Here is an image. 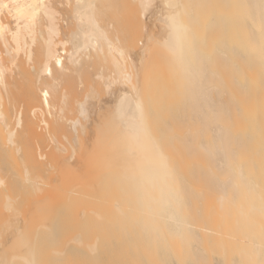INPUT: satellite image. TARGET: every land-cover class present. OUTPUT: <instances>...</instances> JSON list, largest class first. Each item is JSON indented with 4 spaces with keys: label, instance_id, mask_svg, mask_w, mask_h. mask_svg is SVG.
Masks as SVG:
<instances>
[{
    "label": "bare ground",
    "instance_id": "obj_1",
    "mask_svg": "<svg viewBox=\"0 0 264 264\" xmlns=\"http://www.w3.org/2000/svg\"><path fill=\"white\" fill-rule=\"evenodd\" d=\"M84 58L102 79L99 86L116 90L108 93V105L97 104L109 115L96 113L106 123L91 121L98 126L93 125L97 135L89 145L94 139L101 143L94 187L118 196L110 199L108 214L94 207L83 209L81 217L98 225L110 218L124 231L133 212L143 234L162 251L174 242L181 249L162 252L165 261L188 263L207 255V249H199L202 238L191 208L194 200L205 199L211 215L203 217L216 219L210 235L239 241L230 251L231 244L218 238L219 250L212 253L221 264H264V144L253 155H242L246 141L227 131L239 117L263 132L264 97L258 87L264 78V0H0V217L10 221L0 234V264H62L75 257L96 264L105 258L99 235L87 240L75 234L60 244L57 222L50 223L47 199L39 193L46 188L42 169L50 163L68 166L76 152L71 141L76 144L85 130L88 99L99 86L89 83L93 88L87 86L82 96L83 87L76 90L74 80L67 79L86 67H81ZM250 58H256L254 64ZM153 60L175 81L168 93L172 100L164 106L157 100L160 91L153 93L158 85ZM251 70L258 74L253 85ZM65 80V88L76 86L69 94L76 98L79 91L81 99H70L77 102L76 109L70 106L78 115L71 119L64 110ZM245 104H253L257 113L245 117ZM156 106L186 112L177 117L192 124L155 128ZM60 135L70 137L69 157ZM184 150L190 153L182 155ZM73 184L70 193L77 190Z\"/></svg>",
    "mask_w": 264,
    "mask_h": 264
},
{
    "label": "rangeland",
    "instance_id": "obj_2",
    "mask_svg": "<svg viewBox=\"0 0 264 264\" xmlns=\"http://www.w3.org/2000/svg\"><path fill=\"white\" fill-rule=\"evenodd\" d=\"M248 35H252L251 32H249ZM241 58H243V57H241ZM87 61H88L87 58H84L83 61H82L83 65H81V67L84 66V65L86 66L88 64ZM249 61H250L249 62L250 64H254V62L256 61V58H250ZM84 63H86V64H84ZM151 64H154L153 66L156 69V73H157L156 81H157V84H158L156 86V88L153 89V91H154L153 93H158V91H160L159 92L160 95L158 97L159 99L157 98V100L159 101L161 106L162 105L164 106V105H166L168 102H170L172 100V98L168 95V93H170V92L172 93V91H170V90H173L172 86L173 85L175 86V81L172 78V76L167 72V70H165L166 69L165 66L163 67V65L158 64V62L156 60L153 63H151ZM217 66H219V67H216L218 73H221V72H223L225 70V69L222 68V66H224V65L219 63V64H217ZM94 70H96V69H94V66L92 67V65H89L88 67L86 66L85 68H82L78 72V74H72V75H70V77L68 76L67 79L69 81L70 80H74L73 82L71 81L72 84H74V82L77 84V85L74 84V85L77 86V88H75L76 86H74V85H73L74 86L73 87L72 84H71L72 87H70V85H69V87L70 88H75L76 90L79 87L80 88L83 87V90H85V91H82L81 94H78L79 91H77L78 95H82L83 93L85 94V93L89 92L87 86H91L93 88L94 85H98L99 86V84H102V79L97 80V75L95 74L96 71H94ZM163 71H165V72H163ZM103 73H106L107 75H112L113 74V72L108 70V69H104ZM257 75L258 74L256 72H254L253 70L248 72V76L250 77L249 78V83H251V85L256 83L254 81L257 79ZM150 79H151V82L155 81L154 77H152V76H151ZM152 80H154V81H152ZM69 81L67 82V80H65L66 83L64 81H62V83H65V86H62L63 87L62 91L66 94V97H65V103L66 104H65L64 110L67 111V113L65 112V115L67 114L66 115L67 119L75 118L73 116H74V113L76 111L74 112L73 110L76 109V105L73 106V104H77V102L76 103H72V101L75 102V101H78V99H79L78 96H76L77 94H75V92H76L75 89H74L75 91L73 90L74 91L73 94L75 95L76 98H74L73 95L72 96H73L74 100L75 99H77V100L74 101L72 99L71 94H69L70 90H72V89H70L69 87L65 88L68 85L67 83H69ZM99 81L101 83H99ZM170 81H172L171 84H170ZM262 81L263 82L260 84L258 89H261V91H263V92H261V97L262 96L264 97V78H262ZM96 82H98V83L95 84ZM168 82H169V86H167ZM89 83H92L93 86L89 85ZM84 86H86V89L88 90L87 92H86V89L84 88ZM115 87L118 89L117 85H115ZM115 87H114V89H116ZM97 88L95 87L94 89H97ZM104 88H105L104 85H103V87H102V85L99 86L98 90L96 91L98 93L94 92L93 96L91 95L93 97V100H92V97H89V99H88L89 111L90 112L92 111V113L89 115L90 112L88 111L89 112L88 113V120L86 119L87 122L84 124V126L86 125L85 126V130L84 131H80L78 133V137H79L78 142L76 144H74V142L71 141V146L76 150V152L73 154V156L69 160L66 161V162L69 163V165L66 166V167H62L61 166V167L53 168L54 164L51 165V163H50L52 168L49 169V166H50L49 165V166H46V169H42L43 173H45V179H44V174L42 175V178L44 179L43 181L46 182V186H45L46 188L43 187L44 189H42L41 190L42 192H39V193H41L43 195V197H45L47 199L46 200V206L48 208L46 207V209L48 211V217L49 216L51 217V218L49 217L48 219H50V223L53 224V225H54V222H55V224L57 222V225L56 226L54 225L56 227L55 234H56V237L58 238V240L60 241V244L65 242L68 237L69 238L71 236L73 237L75 234L76 235L80 234V235L84 236L85 238L87 237V240H88V238L92 239V237H94V235L95 236L99 235L100 236V244L102 246V251L104 252L103 256H105V258L102 260V263L100 262V263H96V264H116V262H117V264H169L167 261H165L167 256L165 255L166 257H164L162 252H164V251H169V252L173 251V253L176 254V253L181 252V249L178 248L177 244H175V242H174V244L176 246L174 244H172L169 247H167L166 249H164V251H162L160 249V247L158 246V245H160L159 242L152 241L151 239L147 238L143 234V225H141V223L136 222V221L133 220L132 217H134V218L137 217V215L135 213L133 214V212L132 213L128 212V215H127V220H128L127 226L128 227H125L124 231L122 230V227H121L120 223L116 222L113 219L109 220L110 218L107 219L108 215H106L107 217H105V219H107V220L104 221V224H99V225L97 223L91 221L92 218L90 219L89 216L81 217V211L83 209H84L83 211L86 212V209L88 211V209H91V208H94V207H95V209L96 208L100 209L103 212L106 211L105 214H108L109 206H111L110 199L112 197H114V196H118L117 193H115V192L114 193L105 192V190H102L103 189L102 186H100L101 190H99L98 188L94 187L95 179H94V173L93 172H94V169L96 168V166H95L96 165V156H97L99 145L101 143L99 144L98 141L96 139H94V143H92V145L91 144L89 145V142H90L89 140H91L92 135H95V136L97 135L95 133L97 129L95 130L93 128L94 127L96 128L98 126V124H96V126H95V124H93L92 122L93 121H97V123H100L102 121L101 125H105L106 119L103 120L101 118H103L102 116H104V118H107V117H105V116H107L105 114L106 113L108 114V112L106 111L107 108L105 106H106V104L108 105L107 102L109 101V99H111L110 97L112 96V95H109L108 93L110 91H111V93L116 91V90H111V89L108 91V90H106ZM67 89H68V91L66 92ZM80 92H81V90H80ZM84 94L82 96H84ZM94 94L96 96H94ZM69 95H70V97H69ZM222 97L228 98L229 96L227 94H224ZM81 98H83V97H81ZM70 99H72V101H70ZM79 100H81V99H79ZM97 100H99V101H97ZM95 101H97L96 105H95ZM104 102L106 104L103 105V106L106 109H102L101 108L102 106L99 109L97 104H99V106H100L101 104H104ZM70 105L75 107V109L71 108L72 106H70ZM67 106H69L70 109ZM174 106L176 108H179L177 104H174ZM244 106H245L246 111H245V113L243 115L245 117H247L248 115H252L254 112L257 113V108L253 104H245ZM160 107L156 106V108L158 110H160V111H157L156 108H155L156 110L153 111V116H156V117H154V122L155 123L153 124L155 128L157 126H160V127L162 126L163 127V125L165 127V124H167L168 128H169V126H171L172 127L171 129L174 130L175 127L177 128V127L181 126V124L183 126V125L188 123V121H186V120H185L186 123L183 121L184 118L182 120V119H179L177 117L178 115L180 116L182 114L184 116L186 112H182L181 111L180 113L172 114L168 109H163L162 110V108H160ZM108 109H110V108L108 107ZM99 110H101L100 112H103L102 114H104V115L101 114L102 115L101 116L99 114L97 116L96 113L98 114ZM94 111H95V113H94ZM104 112H106V113H104ZM162 112L165 113V114H163ZM76 115L77 114L75 113V116ZM163 115H165V117H162ZM166 115H167V117H166ZM168 115H170V116H168ZM99 116H101V118ZM160 117H162V118H160ZM89 118H91L92 120L89 119ZM165 119L167 121L166 123L164 121ZM236 119L237 120L231 122L230 124H227L228 125L227 126V131L232 133L233 135H237L243 141H246L245 144L247 145L248 148L246 150V153H242V155L243 154H245L246 156L247 155L248 156L253 155L252 153L254 151V148L257 145H261L260 143L264 144V126L261 127L263 132L258 134L257 130L254 129V125L251 122H249V121L245 122L244 120L241 121V119L239 117L236 118ZM178 120H180V121L178 122ZM82 122H83V119L81 120V123ZM66 123H68L67 120H66ZM183 123H185V124H183ZM189 123H190V121H189ZM189 123H188V125L192 124V123H190V124ZM93 125H94V127H93ZM192 127H194V128L198 127V129L200 128V126L198 124H196V125L194 124V126L192 125ZM247 131L248 132L250 131V132H249L248 136L245 138V136L243 134L244 133L246 134ZM62 136L63 135H60L59 138H61ZM95 136H93V138ZM67 138L68 137L61 138L62 139L61 143L62 144L64 143L63 145H64V147H66V151H65L66 153L64 152L65 155L63 154L65 157H66V155H68L72 151L71 147L69 146V143H68V142H70V140L68 141ZM64 139H66V140L64 141ZM68 139H70V137ZM87 144L89 145V147L86 146ZM80 145L81 146L84 145L83 146L84 149L82 148L83 151H85V147L87 149L86 152L84 153V157H81L78 154V151L81 150V148L79 149V147H81ZM102 145L104 147L106 145V142H103ZM33 146L35 148L36 147V143H33ZM166 148H171V147L168 146ZM189 153H190V151L184 150L182 152V155H188ZM68 157H69V155H68ZM68 163H66V164H68ZM100 169L101 168L97 169L96 171H99ZM41 174H42V172H41ZM43 181H41V182L43 183ZM42 183H41V186L44 184V183L43 184ZM72 184L76 185L75 189H77V190H74V191H72L70 193L68 190H69V187ZM203 193L206 196V193L205 192H203ZM67 195H70L69 200L66 199ZM105 198H108V199L104 200ZM198 200H200V202H198V201L196 202V200L193 201L194 203L192 202L191 208H193L192 209L193 210V217H194V220H195V225L194 226H195V228L198 227V231H199V234L201 236L200 239L202 238L201 239V243H199V245H198L200 248L199 247L198 248L199 249L205 248V249H203L204 251L207 249L206 252H205V255H206V253H207V255L205 257L204 254H203L204 257H200L201 259L193 258L191 260V262L188 261V263L187 262L184 263L183 261H178V259H173V262L170 261V262H172L171 264H191V263L192 264L193 263H195V264H218V262H219V264H221L222 263V259L220 257H217L216 254L212 253L213 250H217V251L219 250L217 248L218 244H219L218 243V241H219L218 238L222 237V239L226 240L227 243L229 242V244H231L230 245V251L234 249L236 244L238 245L239 241L237 240V238H235L233 236H231V237L230 236H225L224 237V235L223 236L222 235L219 236L220 234L217 231L216 232H217L218 235L215 234V233L213 235H210V232H211L210 229L211 228L213 229V227L216 226V225L215 226L212 225L216 221V219H214L212 217V218H209L211 220L206 222V220H207L206 218H208L211 215V212L208 213V211H207L208 206H210V202L205 200V199H198ZM1 205L2 204H0V206ZM197 205L199 207H195ZM199 208H201V209H199ZM198 209H199V211H198ZM208 210H210V209H208ZM204 213H206V214L208 213L210 215L206 216V214H204ZM200 214H201V216H200ZM204 215H205L206 218L203 217ZM86 220H87V222H86ZM89 221H90V223H89ZM202 222H204V223H202ZM8 223H10V221H7V220L2 219L0 217V226H1L0 227L1 228L0 234L6 230V228L8 227ZM14 223H16V221ZM214 224H216V222ZM206 226L209 227L208 228L209 230H207ZM125 230H126V232H125ZM208 233H209V235H208ZM1 235L3 236L5 234L3 233ZM3 239L4 238H2V240H0V241H3ZM101 239H102V241H101ZM222 239H220V243H221ZM199 242H200V240H199ZM216 243H217V245H215ZM0 244H1V242H0ZM201 246H203V247H201ZM50 248H51V244H48V249L50 250ZM157 248L160 249V251ZM0 249H1V247H0ZM200 251H202V250H200ZM210 251L212 253V256L210 255ZM213 252H215V251H213ZM160 253H161V255H160ZM214 255H215V258H217V259H214ZM112 258H113V260H112ZM82 259L83 258H81V257H78V258L75 257V258H72L70 261H67V262L63 261L62 264H81V263L82 264H87V263L90 264L89 263L90 260H85L84 259L85 261L83 262ZM195 259H196V261H195ZM197 259L199 261H197ZM174 261H175V263H174ZM90 262H91V264L95 263L93 261H90Z\"/></svg>",
    "mask_w": 264,
    "mask_h": 264
}]
</instances>
